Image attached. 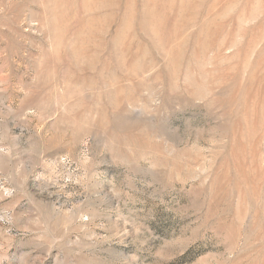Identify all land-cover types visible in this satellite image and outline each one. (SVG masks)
Wrapping results in <instances>:
<instances>
[{
    "label": "rangeland",
    "instance_id": "1",
    "mask_svg": "<svg viewBox=\"0 0 264 264\" xmlns=\"http://www.w3.org/2000/svg\"><path fill=\"white\" fill-rule=\"evenodd\" d=\"M0 264H264V0H0Z\"/></svg>",
    "mask_w": 264,
    "mask_h": 264
}]
</instances>
